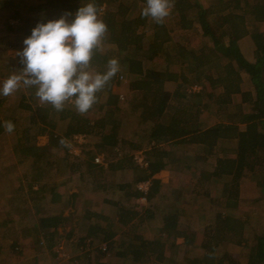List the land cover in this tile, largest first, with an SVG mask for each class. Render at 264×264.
I'll use <instances>...</instances> for the list:
<instances>
[{
	"label": "trees",
	"instance_id": "trees-1",
	"mask_svg": "<svg viewBox=\"0 0 264 264\" xmlns=\"http://www.w3.org/2000/svg\"><path fill=\"white\" fill-rule=\"evenodd\" d=\"M89 2L97 5L100 19L108 29L102 47L94 52L90 70L103 73L110 59L119 61L117 74L96 93L97 102L84 114L78 113L71 103L57 111L52 105L39 101L35 88H26L30 94L26 96L21 92L19 107L30 112L29 118L21 121V117L13 114L0 118V136L7 132L4 122L11 121L13 131L19 134L13 152L20 159L28 158L30 168L38 174L52 165L53 148H63L67 157L69 140L80 134L88 137L90 143H82L84 154L76 156L79 160L71 167L82 169V178L90 177L93 188L107 189L106 171L116 174L121 170L122 175L131 174L126 180L111 184V187L116 186L115 200L104 199L118 209L115 218L107 215L105 222L93 221L92 217L100 214L86 209L77 225L68 231V239L74 237L71 242L77 246V257L90 256V250L84 252V249L97 243L95 264H106L100 257L113 251L134 263L169 264L173 262L170 250L178 246L176 240L182 238L183 244L198 245L204 250L201 257L185 258V264H240L229 253L217 252L218 247L234 235L238 245L248 247L247 264H264V210L252 245L245 233V220L222 211L215 213L212 224L198 231L187 220L190 213L181 201L186 193L181 192L182 198L174 195L163 208L161 203L166 196L159 198V194L165 184L154 177L161 170L181 167L187 172L197 171L196 178L203 187H209L211 180L221 181L219 198H212L206 188L203 193H195L197 199L202 197L201 206L223 205L228 210L240 205L243 184L254 177L259 191L256 200L264 201V28L257 25L264 23V0H214L207 6L199 0H174L168 15L174 26L165 21L157 24L150 17H142L141 11L136 16L129 15L135 4L146 5V0H38L28 6V15L20 17L18 30L29 36L37 22L74 14ZM71 18L69 15L68 19ZM249 24L253 25L252 30ZM197 25L207 42L190 47L172 40L171 32L176 26L189 30ZM217 29L221 35L217 34ZM247 35L253 43L251 59L245 56L239 44ZM157 56L165 60V70L144 67L145 61ZM124 78L128 81L126 97L113 91L115 86L122 85ZM166 81L176 84L173 91L166 88ZM193 84L201 85V89L189 92L188 87ZM237 93L242 102L235 105L233 95ZM244 108L248 110L243 112ZM213 112L219 119L210 123L209 116ZM130 115H134L139 127L131 138L123 129ZM59 123L63 125L62 134L57 132ZM41 135L48 137L44 145L37 144V137ZM144 145L150 147L145 150L147 164L140 166L134 159L135 153L127 148L137 151ZM187 145H197L199 149L190 156L176 155V147ZM86 147L89 148L86 150ZM220 153L223 154L218 156ZM99 154L104 156L102 163L95 162ZM210 157L215 160L211 170H199L195 166L198 159ZM108 158L111 160L107 161ZM41 182L36 179L28 184L31 196L44 190L45 184ZM140 182L149 183L146 191L137 187ZM34 185L38 187L34 189ZM68 196L67 200H62L63 195L52 188L50 201L72 203L76 193ZM139 198L145 199L149 206L138 204ZM25 211L31 213L29 208ZM156 217L160 222L159 235L144 236L145 226ZM69 218L63 215V210L37 217L31 223L34 228L31 248L38 246L41 250L37 251L42 255L45 251L53 252L62 237L57 227ZM15 220L20 225L25 219L24 216L5 219L4 224ZM74 228L84 232L74 234ZM21 244L14 240L13 250Z\"/></svg>",
	"mask_w": 264,
	"mask_h": 264
},
{
	"label": "rangeland",
	"instance_id": "rangeland-1",
	"mask_svg": "<svg viewBox=\"0 0 264 264\" xmlns=\"http://www.w3.org/2000/svg\"><path fill=\"white\" fill-rule=\"evenodd\" d=\"M204 6H207L211 4V2H214V0H199ZM145 4H135L130 12V16H136L139 11L142 10L143 7H145ZM165 23L169 25H173L174 21L167 16L164 19ZM261 29L264 28V23H258L257 24ZM250 30H252L253 25L248 26ZM217 34L221 35V32L217 29ZM172 34V40L173 41H181L183 44H186L187 46H200L202 43L207 42L203 40L202 33L200 31L199 26H195L193 29L189 30H180L177 28L174 29V32H171ZM210 44V42H208ZM240 47L245 54V56L249 57L250 59L252 58L253 55V43L251 41V38L249 35L241 38L239 40ZM107 47H110L106 45ZM146 46V43H145ZM154 62L159 65L165 64V60L157 56L154 59ZM147 64L148 62L145 61ZM1 68V67H0ZM174 68L179 69V67L175 66ZM11 72V71H10ZM243 74V73H242ZM132 75L131 77H133ZM244 76V74H243ZM134 78V77H133ZM127 79H123L122 81V91L118 92L123 94L125 97L128 95V83ZM169 85L175 86V84H170ZM201 86V85H200ZM189 88V87H188ZM219 90V88H217ZM234 95H233V102H234ZM11 103H13V99L10 100ZM233 107V106H232ZM234 108V107H233ZM24 114L26 115H20L23 121L27 120L29 118V111H26ZM218 116L216 114H211L209 116V121H216ZM225 119V118H224ZM136 118L134 115H130L128 117V120L126 121V124H124V133L127 137H133V132L137 128L136 124ZM63 125L61 123L58 124V129L57 132L62 134L63 133ZM11 134L9 133H3L2 136L0 137V140L4 141L5 139L9 140V136ZM48 142V137L46 135H41L37 137V144L38 145H44ZM90 143V139L88 137H85L84 135L80 134L78 135L77 138H73L72 140H69V155L65 157L64 150L63 148H53V163L49 168H46L45 170L42 171V173L38 174V171H34L32 168H30V160L28 158L20 159L19 156H17L13 152V146L15 145L16 142H0V144L3 145V151L4 154L0 155V217L3 216L5 217L9 211L12 216L16 217L17 219L19 217L24 216L25 220H22V224H11L8 229H5L2 234L4 236H7L9 239L19 236L21 238H24L27 236V234L31 237L34 236L33 233V226H31V223L34 222V220L37 219L38 213L44 212L46 210L47 212L52 208L51 210H54L53 206H51L52 202L50 201V196H51V189L55 188L56 191L60 192L63 195L62 200H67L69 197L68 194L70 193H76V197L73 200V203L76 202L78 205V212L75 214L74 212V207L70 208L68 201H63L55 203L56 204V211L58 209H62L63 213L65 216L67 215H73L75 220H80L82 211L89 209L91 211L97 212V214H100V216L96 215L92 217L93 221H104V216H111V217H116L118 209L113 206L110 203L104 202V199H110V200H115L117 198V195L115 193L114 188L116 186H112L111 184H118L121 181L126 180L131 174L127 173L122 175L123 172L121 170H118L116 174H112L111 171H106L105 175L107 176V189L104 188H99L96 190V188L92 187L91 183V178L87 177L86 179L82 178V169H72L71 165L78 161L79 159L76 158V156H82L84 154V149L82 143ZM5 145V147H4ZM225 146L228 145L230 147V144L225 143ZM193 145H187L186 146V151H189L190 148H192ZM83 148V149H82ZM89 147H86V150ZM149 146L144 145L143 148L141 149V155L142 157L145 158V150L149 149ZM129 151L132 153H136L137 151L130 150L127 148ZM184 147H181L179 150H176V155L181 154L182 151L184 152ZM194 149V148H192ZM191 154L192 152L189 151ZM138 153V152H137ZM221 155L223 153H220ZM64 156V158H63ZM100 157V161L104 160L103 154L98 155ZM111 160V159H107ZM169 170L171 169H164L161 172H158L157 174L154 175L155 178L161 179V181L165 184L162 187V190L160 191L159 198L162 196H166V198L162 201V207L165 208L169 201L173 199L174 195L178 194L179 197L182 198L183 191L186 190V194L183 195L182 198V203L184 207L188 209V212L190 213V217L187 218L189 220L190 226L192 228L202 231L204 228H206L208 225L212 224L214 215L217 211H222L224 214H229L232 216H235L237 218H240L242 220H245V233L248 239L249 244H253L255 241V237L259 233L260 230V225L262 221V214H263V206H264V201H257L256 196H258V188L255 185V178L250 177L248 180H246L243 184V194H242V199L241 203L238 207L228 210L224 209L223 205L215 206L211 204H205L201 206L200 202H202L200 199L202 197H199L200 199H197L195 190H204L209 189L211 192L212 198H219L222 193V182L217 181L214 182V184H211L208 186L204 185L203 188L200 187L199 185V180L193 178V180L189 178L183 179L178 178L176 174H172ZM37 176V178L35 177ZM87 175V174H86ZM85 175V176H86ZM122 177H124L122 179ZM41 180L42 184H45L44 190L40 192L39 194L35 195L33 194L32 196L28 193V184H33L36 179ZM191 180V181H190ZM190 181V182H189ZM214 181V180H213ZM223 181V180H222ZM38 182V181H37ZM182 182H186L187 184V189L186 187H181ZM180 186V187H179ZM38 186L34 185L33 188L36 189ZM182 192V194H181ZM196 199H195V198ZM255 198V199H254ZM8 203L7 208L5 209L2 208L1 205L3 204L5 207ZM137 203L142 205V206H149L148 203H146L145 199H138ZM200 203V204H199ZM199 204V205H198ZM10 206H12L10 208ZM29 208L31 210V213L24 210ZM48 209V210H47ZM95 209V210H94ZM3 210V211H2ZM8 210V212H7ZM22 210V212H21ZM34 210V211H33ZM97 210V211H96ZM20 211V212H19ZM37 215V216H36ZM202 215V216H201ZM102 216V217H101ZM15 218V219H16ZM78 218V219H76ZM158 218L156 217L155 219H152L149 224H147L144 228V236L146 237H153L155 235H159V231L157 227H159L158 224ZM160 223V222H159ZM25 225V226H23ZM70 222L67 221L66 224H62L61 227L59 228V231L62 232V236L64 237V234L67 230L70 229ZM27 233V234H26ZM83 232H81L82 234ZM26 234V235H25ZM230 240L222 243L218 247V254H221L223 251L229 253L231 256L236 258L240 264H247L246 263V258L248 254V247H243L242 245H238L234 241V235H230ZM176 243L178 246L172 248L170 250V258L173 260V262H170L169 264H185V258L187 257H201L204 250L198 246V245H186L182 243V238H178L176 240ZM7 244V243H6ZM5 244L4 248L1 249L0 247V264H5L6 261L8 260L12 264H38L37 261L35 260L34 256H28L26 253L25 256H23V260L19 259L17 256L24 255V250L22 246V249L18 247L17 252H14L13 258H7L6 254L9 250L7 248V245ZM27 245V243H26ZM96 245L91 244L90 247H86L87 249H84V252L87 250H90L91 256L96 260L98 251L96 250ZM57 251H55V255L53 256V252L50 254L48 252V258L51 259L52 256L56 257L57 259L59 258V261L65 260L68 264H86V257L78 256L77 252V246L72 244L70 242V239L67 240V238L64 237V239L61 237L59 240L57 246ZM41 250L37 246L36 250ZM44 249V248H42ZM7 251V252H6ZM30 252V251H27ZM114 252V251H113ZM46 254V252L44 253ZM31 255V254H30ZM16 257V258H15ZM116 260L114 257V254L111 253L109 254L108 258L100 257V261H105L107 264H112ZM49 261V263H52ZM44 260L40 264L46 263ZM58 261H55L54 264H57ZM47 263V264H49ZM125 264H147L145 263H133L130 260H127Z\"/></svg>",
	"mask_w": 264,
	"mask_h": 264
},
{
	"label": "clouds",
	"instance_id": "clouds-1",
	"mask_svg": "<svg viewBox=\"0 0 264 264\" xmlns=\"http://www.w3.org/2000/svg\"><path fill=\"white\" fill-rule=\"evenodd\" d=\"M173 4L174 0H146L141 16L162 24ZM107 31L94 2L80 6L74 14L37 22L16 52L22 69L3 81L0 95L9 96L21 87L35 88L39 101L57 111L71 103L78 113H86L97 102L96 93L119 71L115 58L108 61L103 73L90 70L94 52L102 47ZM4 127L9 133L14 130L11 121H5ZM60 142L65 143L63 139Z\"/></svg>",
	"mask_w": 264,
	"mask_h": 264
},
{
	"label": "crops",
	"instance_id": "crops-1",
	"mask_svg": "<svg viewBox=\"0 0 264 264\" xmlns=\"http://www.w3.org/2000/svg\"><path fill=\"white\" fill-rule=\"evenodd\" d=\"M37 2H38V0H11V1L10 0H7V1L6 0H0V67H2V69L0 68V86H2L3 81L9 75L13 74V72L14 73H18L20 71V69H22V67H23V65L20 63V58L18 56H16V52L23 48V40H24V38L27 37L26 35H24V33L22 31L18 30L19 25L21 24L20 17L25 16L26 14L28 15L29 14L28 6H30L31 4H35ZM15 14H17L18 16L17 15L13 16ZM155 58L156 57H154V59ZM154 59L147 61L148 62L147 64L144 63V67L162 69V70L166 69V63L163 64V65H161V64L157 65L154 62ZM14 68H17V70L19 69V71L13 70ZM169 83L170 84H175V83L174 82H169V81H166V83H165L166 88L171 90V91H173L175 89L176 84H175V86L171 87V85H169ZM122 90L123 89H122L121 86L120 87L115 86L113 88L114 92H121ZM21 92H24L26 96H29V94H30V91L28 89H26L24 87H21L20 89H18L17 91H15L14 93H12L9 96L0 95V118L5 116V115H7V114H13V115H15L18 118H20V115H26V114H24L26 111L19 107V101H20ZM234 96H235L234 97V104L235 105L236 104H240L242 102L241 95L239 93H237V94H234ZM12 99L14 101L13 103L10 102V100H12ZM235 105H234V110H235ZM247 110L248 109L244 108L243 112H245ZM20 120L23 121L22 119H20ZM210 123H213V121L210 120ZM136 126H137V128H139L138 127V123H137ZM9 134H11L9 136V140L8 139H5L4 141L0 140V142H17V139H18V136H19L18 131L17 130L16 131H12ZM2 147H3V145L0 144V155L4 154V151H3ZM4 147H5V145H4ZM185 147H184V149H185ZM176 148H177V150L180 149L179 147H176ZM192 148H194V149H192ZM192 148L189 149V151H191L192 154L189 151H186V150L183 149L184 152L182 151V153L180 155L179 154H177V155L178 156H185V155H189L190 156V155H193L194 153H196L198 151V149H199V147L197 145H193ZM137 152H141V150H137ZM229 154L232 156V153H229ZM218 156H221V154H219ZM214 163H215L214 157H210V158H207V159H200V160L198 159V161L196 162L195 166H197L199 170L207 171V170H211L213 168ZM167 169H171L169 171L172 172V174H176V176L178 178H181V177L183 179H185V178L191 179L192 178L191 180H193V178L197 179L196 178L197 171L193 172L191 170V171L187 172V171H185V169H183L181 167H177V168L173 167V168H167ZM161 171H159V172H161ZM214 182H216V181L211 180V181H209L210 184H208V185L214 184ZM186 184H187L186 182L185 183L182 182V186L181 187H186L185 189H187L188 186ZM199 185H200V183H199ZM200 187L203 188L202 185H200ZM205 190L206 189H204V190H195V192L203 193V192H205ZM184 193H186V190L183 191V194ZM75 197H73V198H75ZM7 206H8V203H7L6 207L3 204L1 205V207L5 208V209H8ZM51 206H53L54 210H51L52 208H50V210L48 212L46 210H44V212H40L39 211L38 217L39 216L40 217L41 216H46V214H52V213H56V212H59V211L62 210L60 208V209H58V211H56V208H55L56 204L55 203H52ZM11 207L12 206H10V208ZM69 207L70 208L74 207L73 210H74L75 214H77L79 208H78V205H77L76 202L73 203V201H72V203H70ZM8 210H7V212H8ZM11 211H9L8 214L5 217H3V216L0 217V247H1V249L4 248L5 244L7 243L6 244L7 248H9V250H10L8 252L6 251L7 252V254H6L7 258L14 259L13 258V255H14L13 253L17 252V251L13 250L12 242L14 240H17V241H19V243L20 242L22 243L21 246H19V248L22 249V245H24V247H23L24 255L17 256L21 260H23L22 259L23 256H25L27 254L28 256H34V258H35V260L37 261L38 264H40L43 260L45 262L51 260L50 262H52V263L46 262L44 264H47V263L54 264L55 261H58L57 264H68L66 262V259L63 260V261L61 260V262H60L59 258L57 259L56 257H53L55 255V251H57V248L55 249L56 246L53 249L54 252H53L52 258L49 259L48 256H47L48 252L50 254L52 252L45 251L46 254L42 255L36 249L31 248L32 244H33V241H34L33 237L27 235L24 238L16 236V237H13V238L9 239L7 236H4V234H2L3 231H5V229H8L11 224H14V226L16 224H19V222H17L18 220L9 221V222L7 221V223L4 224V220L5 219H11V218L15 219V217L12 216V214H10ZM84 211L85 210L82 211V214H84ZM93 212H95V211H93ZM63 215H65V214L63 213ZM67 216H70L68 221L71 224L70 225V229H72V227H75L78 222H77V220L74 219L73 215H67ZM76 219H78V218H76ZM62 224L65 225L66 221H64ZM61 225H59L57 227V231L60 234H62V232L59 231V228L61 227ZM23 226H25V225H23ZM74 229H75L74 234H78V232H84L83 230H80L79 228H74ZM69 230H67L65 232V234H64V237L67 238V240H69L68 236H67V233H68ZM118 232L120 233V231H118ZM64 237L62 236L63 239H64ZM116 237H118V235ZM73 238L74 237L70 238V242L73 240ZM58 242H57V244H58ZM26 243H27V245H26ZM72 244H74V242H72ZM16 249L18 250V247ZM27 251H30V252H27ZM109 254H111V252H108L106 255H104V257L108 258ZM78 255H79V253H78ZM114 257L116 258V260H114V262L112 264H114V263H118V264H122L123 263V264H125V262H127V260H130L131 262H133L131 259H124V258L118 257L115 254H114ZM8 260L6 261L5 264H12ZM95 261L96 260H94V258L91 255L89 256V254L88 255L86 254V262H85L86 264H95ZM31 263L34 264L33 262H31Z\"/></svg>",
	"mask_w": 264,
	"mask_h": 264
},
{
	"label": "built area",
	"instance_id": "built-area-1",
	"mask_svg": "<svg viewBox=\"0 0 264 264\" xmlns=\"http://www.w3.org/2000/svg\"><path fill=\"white\" fill-rule=\"evenodd\" d=\"M201 89V86L200 85H198V84H193V85H191L189 88H188V91L189 92H196V91H199ZM78 137V135H74L73 136V138H77ZM139 154H141V153H135V156H134V159H135V161L140 165V166H145L147 163H146V161H145V158L144 157H142L141 155H139ZM95 162H97V163H102L103 162V160H102V162L100 161V157L99 156H96L95 157ZM148 186H149V183L148 182H140L138 185H137V187L139 188V189H141V190H144V191H146L147 189H148Z\"/></svg>",
	"mask_w": 264,
	"mask_h": 264
}]
</instances>
